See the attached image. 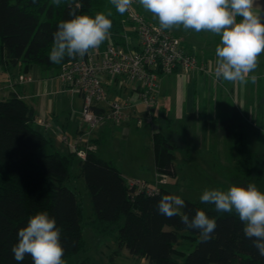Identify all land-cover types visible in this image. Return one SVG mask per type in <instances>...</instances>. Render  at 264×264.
I'll return each mask as SVG.
<instances>
[{
    "label": "trees",
    "instance_id": "trees-1",
    "mask_svg": "<svg viewBox=\"0 0 264 264\" xmlns=\"http://www.w3.org/2000/svg\"><path fill=\"white\" fill-rule=\"evenodd\" d=\"M107 9L112 11L111 35L99 48L107 43L125 48L124 34L129 31L126 13L116 12L110 0H61L59 6L53 0H0V67L27 70L39 65L59 73L62 64L74 59L65 56L60 64L49 60L58 24L75 15L94 17ZM137 11L142 13L139 8ZM181 42L184 49L192 51V42ZM196 56L201 61L198 52ZM151 140L156 171L175 175L176 145L161 130H155ZM92 142L96 145V140ZM255 159V154H249L235 165L236 170L243 169L248 184ZM258 171L256 178H260ZM75 176L83 177L94 211L85 219L75 192L67 185ZM164 195L173 192L165 186L152 194L129 187L119 168L95 150H87L83 159L72 149L61 152L53 137L35 126V110L17 90L0 100V264H17L11 248L18 242V230L42 211L54 217L61 229L64 264L66 258L85 249L82 224L100 236H112L115 246L104 264H114L123 249L136 259L145 258L147 264H264V257L244 236V225L234 212L217 213L212 204L184 199L182 212L190 218L202 210L217 222L212 239L203 242L199 232L186 229L179 217L168 219L157 212ZM22 264H32L31 256ZM75 264L95 262L85 256Z\"/></svg>",
    "mask_w": 264,
    "mask_h": 264
},
{
    "label": "clouds",
    "instance_id": "clouds-1",
    "mask_svg": "<svg viewBox=\"0 0 264 264\" xmlns=\"http://www.w3.org/2000/svg\"><path fill=\"white\" fill-rule=\"evenodd\" d=\"M35 2V0H34ZM139 4L158 18L162 29L182 25L196 32L210 31L221 36L215 53L217 80L252 83L257 57L264 52V11L258 0H138ZM116 12L123 15L133 0H110ZM55 6L61 0H53ZM111 9L98 12L94 17L75 15L58 24L53 34L49 60L60 64L65 56L83 59L89 49H97L110 35ZM237 17L241 19L238 21ZM130 41V37H125ZM200 201L214 205L217 213H235L243 223L244 236L252 240L260 257H264V192L255 183L247 187L231 185L227 190L205 188ZM157 212L168 219L179 217L186 229L199 232L203 242H208L217 228V222L205 211L196 210L193 217L181 212L186 207L180 196L164 195L157 203ZM61 229L54 217L42 211L31 216L27 225L18 230V242L11 251L17 264L31 256L32 264H64L65 250L60 242Z\"/></svg>",
    "mask_w": 264,
    "mask_h": 264
},
{
    "label": "rangeland",
    "instance_id": "rangeland-1",
    "mask_svg": "<svg viewBox=\"0 0 264 264\" xmlns=\"http://www.w3.org/2000/svg\"><path fill=\"white\" fill-rule=\"evenodd\" d=\"M258 3L260 7H254V11H264V0H258ZM136 5L149 21L159 24L158 18L151 12L146 11L142 5L139 4L138 0L136 1ZM240 19V17H237L238 21ZM169 30L182 41L187 40L192 42V50L199 53L202 61L211 64L212 60L218 59L215 49L221 42L220 35L210 31H201L198 33L193 29L186 30L182 25L173 26V28L168 29V31ZM13 74L12 71H4L0 74V89L4 90L3 87L10 83L9 78H11ZM253 74L257 76V81L255 83H252L250 79H248L247 83L224 81L222 79L221 82L216 84L219 87L217 91H215L217 86L215 87L214 84L212 85V109L217 111L215 109L216 99L218 101L221 100L220 102L225 108L219 110V116L228 118V124L231 123L230 120L234 122L239 120L242 127L237 126V121L236 125L231 127V133L229 135L226 134L227 127H220L222 134H220L219 147H217V141L214 142L216 147L215 152H210L208 150V138L205 137L204 141L199 139L198 142L193 144L189 159H185L184 152H178L180 157L175 161V175L169 176L162 174V176H156L155 174L154 177H162L166 180V183L162 186L170 189L173 195L180 196L183 200H200V196L205 188L227 190L231 185H238L246 188L248 183L245 174L242 172L243 169L238 168L239 170H236L235 165L237 161L249 154H255L258 158L255 159L254 162L256 166L251 170V177H253L251 183H255L257 188L261 192H264V52H261L257 57V68L254 73H250L249 75L251 76ZM165 106L164 98L160 97L149 107L140 105V112L141 115H146V118L148 116H153L159 128L169 136L170 132L166 130L167 128L165 126L168 117L166 115L165 118L158 117L161 109L165 108ZM239 106H241V108H239ZM204 109V107H201L199 113L200 119L202 115L203 117L205 116ZM169 113L172 114L173 110L169 111ZM193 115L195 116V114ZM73 116L79 121L80 125L83 124L81 118L77 117L76 113H73ZM249 120L251 121L249 122ZM145 121L146 120H144V122ZM146 123V125H148L147 127L144 123L142 124L143 128L130 131L127 139L112 140L107 138L96 146V153L98 156L106 160H112L113 163L115 162L114 164L119 166L121 171L125 174V177H123L124 181L127 180L128 177H130V179H150L153 177L154 170L151 168V170L148 171L153 165V159L152 147L149 145L151 129L149 123ZM85 126L86 125L83 124L84 128ZM236 127L238 128L234 132ZM223 131H225V133H223ZM239 132L242 133V135H240ZM55 137L56 136L53 134V140L57 141L58 139ZM215 138H217V136H215ZM59 140L58 143L64 146L62 140L60 138ZM240 142H242L241 145ZM209 144H211V141ZM77 163V159L74 160L72 165L73 174L77 171ZM141 164L144 165L142 168ZM245 170L247 169L245 168ZM257 171L258 173L260 172V178H256ZM148 172H150V175L147 174ZM67 185L75 192L77 201L82 209L83 219L93 216L94 211L90 200V194L83 177L75 176ZM82 235L85 240V249L66 258V264H75L77 260L85 256L90 257L95 264H104L109 261V256L112 254V249L115 246L112 242V236H100L91 226L85 224H82ZM115 261L120 264H125L122 258L119 257L115 258Z\"/></svg>",
    "mask_w": 264,
    "mask_h": 264
},
{
    "label": "built area",
    "instance_id": "built-area-1",
    "mask_svg": "<svg viewBox=\"0 0 264 264\" xmlns=\"http://www.w3.org/2000/svg\"><path fill=\"white\" fill-rule=\"evenodd\" d=\"M136 0L126 12L130 37L126 47L107 43L103 48L89 49L83 59L67 61L59 68L61 83L82 99L80 117L83 124L76 136L69 142L68 136L49 120H38L42 130L56 133L69 143L77 157L83 159L87 150H95L92 134L107 122L122 126L134 120L140 126L142 120L135 115L138 104L149 107L157 100L160 75L177 69L191 74L205 73L216 79L215 68L198 61L196 53L188 52L182 40L160 25L148 21L136 9ZM32 77L24 72L17 75V82L25 83ZM166 183L158 179L147 184L140 179H127L129 187L145 189L146 193L156 192Z\"/></svg>",
    "mask_w": 264,
    "mask_h": 264
},
{
    "label": "crops",
    "instance_id": "crops-1",
    "mask_svg": "<svg viewBox=\"0 0 264 264\" xmlns=\"http://www.w3.org/2000/svg\"><path fill=\"white\" fill-rule=\"evenodd\" d=\"M206 63L211 68L217 65V60H212L211 64L208 62ZM19 70L29 74L32 77V80L25 83L17 82V75L20 73ZM4 71H12L14 74L11 78H9L10 83L3 87L4 90L0 89V100L8 97L12 90H17L23 99L33 106L35 110V126L37 128L42 130L41 125L38 123L39 119L53 121L58 126V128L68 136L70 140L69 142H71L82 126V124L80 125L79 121H77L73 116V113H76L77 117L81 118L80 111L82 107V99L78 94L72 93L69 88H66L65 85L60 82L58 71L55 69H44L39 65H32L27 70H24L23 68L21 70L18 69V67L3 70L0 67V74ZM221 80H216L205 73L193 72L191 74H187L179 69L171 73L160 75L158 79L159 87L157 91V100L160 97H163L166 106L165 108L161 109L158 117L165 118V115L168 117L167 122H165V126L167 128L166 130L170 132L169 136H167L166 133L159 128V125L156 123V119H154L153 116H148L146 118V115H141V104H138L134 107L133 110L135 111V115L141 118L142 124L145 123L146 125V122H148L150 125L149 127L151 131L149 145L151 147L152 133L155 130H161L166 135V137L176 145L178 150L175 151L176 159L174 160V165L175 161L180 157L178 152H184L185 155H183L185 156V159H189L193 144L198 142L199 139L204 141L205 137L209 139V143L211 141V144L208 143L207 145L208 150L210 152H215L216 147L214 142L217 141V147H219L220 134H222L220 127L223 126L228 128L226 131L227 135L231 133V127L236 125L237 121V126L242 127L239 120H236L237 118L235 119V122L230 120L231 123L228 124V118L219 116V110L225 108V106L220 102L221 100L218 101L216 99L215 109L217 111L212 109L213 99L211 97V88L213 84L216 87V84L221 82ZM218 88L219 87L217 86L215 91H217ZM201 107L205 108V116L203 117L202 115L200 119L199 113ZM239 108H241V106H239ZM172 110L173 113H169V111ZM193 114H195V116ZM144 120L146 121L144 122ZM250 121L251 120H249V122ZM141 126L135 125L134 120L122 126L113 125L110 122H107L94 131L92 134V140H96V147L99 143L105 141L107 138L112 140H120L123 138L127 139L130 131H136L140 128H143V126ZM147 126L148 125H146V127ZM237 128L238 127L235 128L234 132ZM47 133H49L52 137L54 134L57 137L55 138L58 140L60 138L52 131H47ZM223 133H225V131H223ZM215 136H217V138H215ZM58 140L54 141L55 147L61 152L68 151L70 148L69 143L62 141L64 146H61L60 143H58ZM152 159L153 165L148 171H150L151 168L154 170L153 177L150 179H140L146 181L147 184H154L156 179H164L162 177H156L157 175L162 176V173L156 171L153 158V149ZM143 166L144 165L141 164V168ZM117 167L119 168V166ZM119 170L121 171L120 168ZM121 173L122 176L125 177V174L122 171ZM147 174L150 175V172ZM155 174L156 176L154 177ZM128 179H130V177H128ZM125 181L127 182V180ZM118 257L122 258L125 264H147V260L145 258L136 259L128 254L125 249H123L121 254L116 258ZM114 264L120 263L115 262Z\"/></svg>",
    "mask_w": 264,
    "mask_h": 264
}]
</instances>
